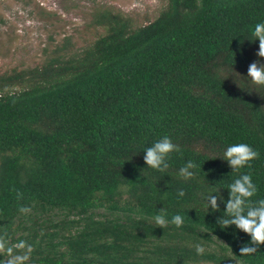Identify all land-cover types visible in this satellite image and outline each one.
<instances>
[{
    "label": "trees",
    "instance_id": "16d2710c",
    "mask_svg": "<svg viewBox=\"0 0 264 264\" xmlns=\"http://www.w3.org/2000/svg\"><path fill=\"white\" fill-rule=\"evenodd\" d=\"M139 17L93 2L33 65L0 69V235L33 246L27 264H264L207 201L227 200L237 143L259 152L241 172L264 199V86L247 77L264 0H164ZM164 136L179 151L160 172L143 156Z\"/></svg>",
    "mask_w": 264,
    "mask_h": 264
},
{
    "label": "clouds",
    "instance_id": "9594fccd",
    "mask_svg": "<svg viewBox=\"0 0 264 264\" xmlns=\"http://www.w3.org/2000/svg\"><path fill=\"white\" fill-rule=\"evenodd\" d=\"M250 42L259 41L258 51L255 55L258 59L248 65L247 77L256 86H264V23H257L251 33ZM248 92H252L247 90ZM179 151V146L174 144L170 137L164 136L148 147L144 152L143 160L146 166L164 172L168 167L167 159L171 153ZM259 158V152L246 143L229 145L223 153L224 160L232 172L239 173L238 177L228 186V198L217 195L207 197L208 207L212 212L220 210L218 200L225 204L223 215L217 217L216 223L222 228L228 229L235 226L239 231L250 237L248 243H244L239 248L240 256H251L255 254L261 245H264V199L253 200L258 194L257 184L253 181L251 172H241V169L251 168L252 162ZM197 165L193 161H188L179 170V175L184 179L194 176L192 169ZM22 194L18 193V198ZM179 196H184L183 190H179ZM30 209L22 207L21 212H28ZM155 224L164 228L168 225L165 215L158 214L154 217ZM171 223L176 227L183 225V217L179 214L172 217ZM33 246L27 241L21 240L9 245L3 235H0V264H27ZM196 252L203 255L205 248L197 244ZM230 264H239L234 258L229 257Z\"/></svg>",
    "mask_w": 264,
    "mask_h": 264
},
{
    "label": "rangeland",
    "instance_id": "374dc122",
    "mask_svg": "<svg viewBox=\"0 0 264 264\" xmlns=\"http://www.w3.org/2000/svg\"><path fill=\"white\" fill-rule=\"evenodd\" d=\"M164 0H0V69L33 65L41 50L82 23L93 2L152 19Z\"/></svg>",
    "mask_w": 264,
    "mask_h": 264
}]
</instances>
